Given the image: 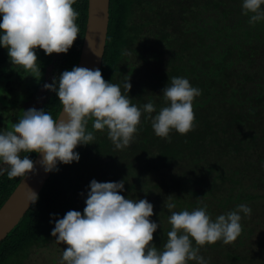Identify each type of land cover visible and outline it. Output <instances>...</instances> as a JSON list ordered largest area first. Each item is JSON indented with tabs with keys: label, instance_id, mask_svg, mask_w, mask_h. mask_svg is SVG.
<instances>
[{
	"label": "trees",
	"instance_id": "trees-1",
	"mask_svg": "<svg viewBox=\"0 0 264 264\" xmlns=\"http://www.w3.org/2000/svg\"><path fill=\"white\" fill-rule=\"evenodd\" d=\"M242 0H110V21L101 73L119 83L132 103L164 106L162 89L173 76L186 77L201 89L193 101L194 126L186 134L155 135L152 114L142 113L130 146L119 150L106 131L93 144L78 146V162L59 164L19 224L0 243V264H57L64 244L51 230L68 210L83 213L90 181L124 180L126 198L153 204L151 220L160 224L153 241L162 248L173 211L207 206L218 215L246 203L242 231L229 244L200 248L209 264H264V21L249 24ZM89 0H75L77 39L64 54L37 49L39 81L0 47V129L37 103L52 113L62 109L56 94L45 90L63 71L78 65L88 20ZM128 50L130 55H123ZM39 79V78H38ZM129 79L127 93L123 83ZM147 117V118H146ZM92 121L88 122L91 130ZM28 153H21V156ZM37 153H30L34 161ZM22 177L0 175V208ZM171 196V197H169ZM188 264H196L189 261Z\"/></svg>",
	"mask_w": 264,
	"mask_h": 264
},
{
	"label": "clouds",
	"instance_id": "clouds-1",
	"mask_svg": "<svg viewBox=\"0 0 264 264\" xmlns=\"http://www.w3.org/2000/svg\"><path fill=\"white\" fill-rule=\"evenodd\" d=\"M74 2L0 0V47L7 50L11 64L39 81L36 50L42 49L46 55L66 54L77 39L79 13L72 7ZM241 7L249 24L264 21V0H242ZM122 54L130 52L123 50ZM43 88L56 94L62 112L54 118L49 111L29 108L9 130L0 129V175L6 172L9 179L25 178L34 171L30 153L40 156L45 173L57 171L59 164L78 162L75 149L93 144L96 131H106L114 147L122 150L134 139L142 113L156 112L151 122L158 137L166 138L173 130L186 134L194 126L193 101L201 95V89L186 77L173 76L162 89L165 104L157 112L152 101L142 106L132 103L121 85L106 81L99 68L82 66L63 71ZM123 88L129 93V79ZM124 184V180H91L83 213L68 210L55 220L51 235L55 243L66 245L57 264H209L200 248L235 241L242 231V214L252 212L248 204L241 203L213 220L207 206L173 211L175 203H168L171 228L158 248L151 243L160 227L150 219L153 204L147 199L126 198L121 194ZM26 198L35 204L38 194L29 188Z\"/></svg>",
	"mask_w": 264,
	"mask_h": 264
},
{
	"label": "water",
	"instance_id": "water-1",
	"mask_svg": "<svg viewBox=\"0 0 264 264\" xmlns=\"http://www.w3.org/2000/svg\"><path fill=\"white\" fill-rule=\"evenodd\" d=\"M109 21L110 0H89L85 38L77 66L101 70L106 51ZM39 159L40 156L37 154L34 159V171L27 177H22L19 185L0 208V243L6 239L33 205L26 198L29 188L39 196L51 176L52 172L45 173L40 166Z\"/></svg>",
	"mask_w": 264,
	"mask_h": 264
},
{
	"label": "rangeland",
	"instance_id": "rangeland-1",
	"mask_svg": "<svg viewBox=\"0 0 264 264\" xmlns=\"http://www.w3.org/2000/svg\"><path fill=\"white\" fill-rule=\"evenodd\" d=\"M42 96H43V94L39 97L37 103L36 102L35 103H31L29 107L30 108H33V107H35V108L37 107L38 108L39 107V104H40V101L42 100Z\"/></svg>",
	"mask_w": 264,
	"mask_h": 264
}]
</instances>
